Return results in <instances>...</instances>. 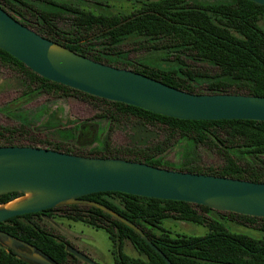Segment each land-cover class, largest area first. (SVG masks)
Listing matches in <instances>:
<instances>
[{
	"label": "trees",
	"instance_id": "trees-1",
	"mask_svg": "<svg viewBox=\"0 0 264 264\" xmlns=\"http://www.w3.org/2000/svg\"><path fill=\"white\" fill-rule=\"evenodd\" d=\"M76 14L77 26L85 30L100 32L111 43L118 42L128 34L145 35L154 40L147 47L174 48L188 51L198 60L214 65L219 71L214 76L193 72L184 67L180 55H174L178 64L172 68L144 65L133 71L146 74L179 89L203 93L196 85L202 84L197 77H211L214 82L207 84V93H240L264 96V29L258 21L264 16V5L251 0H146L142 7L145 12H134L126 17L95 15L68 7ZM47 19L46 17H44ZM55 33L54 28H51ZM45 37L83 55L101 61L93 54L81 49L76 43H61L50 33L35 29ZM96 32V33H97ZM179 52V53H181ZM0 64L18 72L24 79V93L40 91L53 96H75L102 107L99 115L111 123L135 119L141 125L160 126L166 132L164 145H155L147 150L114 148L109 138L105 139L101 151L91 154L97 157H118L145 162L154 166L162 165L152 154L163 150L177 136L195 144L215 148L222 156L217 167H199L186 163L179 170L213 174L217 176L264 182V166L241 165L236 162L232 149L237 148L255 155H264V121L250 119L196 120L181 119L158 114L139 106L120 101L108 100L38 75L23 62L0 48ZM196 81V82H195ZM200 83V84H199ZM96 136L94 124L86 123L80 131L78 143H87ZM40 140L31 130L21 127L0 125V145L41 146ZM49 147V145L47 146ZM63 152L89 156L83 152L65 148L59 144L51 147ZM264 164V160H262ZM20 195L18 192L0 194V203ZM94 201L111 209L137 226L169 259L172 264H264V240L244 233L230 231L217 218H209L205 212L209 206L183 200L160 199L120 191H100L80 197ZM73 213L68 217L81 220L95 227L103 228L114 244L113 252L117 264H167L133 228L114 218L103 209L87 205L80 210L78 204L68 205ZM53 209V208H52ZM239 218L243 223L256 225L264 230V217L225 211ZM49 214L50 209L35 213L15 215L0 222V229L22 239L46 254L56 264H77L78 258L66 249L63 238L50 232L33 218ZM174 217L204 225L203 235L175 234L161 224L166 218ZM158 229L160 233H157ZM128 241L138 252L134 257L122 249ZM0 264H32L19 258L11 249L0 245Z\"/></svg>",
	"mask_w": 264,
	"mask_h": 264
},
{
	"label": "water",
	"instance_id": "water-1",
	"mask_svg": "<svg viewBox=\"0 0 264 264\" xmlns=\"http://www.w3.org/2000/svg\"><path fill=\"white\" fill-rule=\"evenodd\" d=\"M251 1L264 5V0ZM54 45L62 51H53ZM0 48L49 80L158 114L196 120L264 121V96L192 93L146 74L105 64L44 37L1 6ZM100 191L183 200L212 209L264 217V182L168 169L126 158L73 154L41 146L0 145V194L18 192L17 197H20L26 192L33 193L19 206L0 207V222L65 202L81 201L103 209L133 228L167 264H172L133 223L102 204L79 199ZM0 245L32 264H56L34 245L1 229ZM66 248L78 258L97 264L74 247L66 245Z\"/></svg>",
	"mask_w": 264,
	"mask_h": 264
},
{
	"label": "rangeland",
	"instance_id": "rangeland-1",
	"mask_svg": "<svg viewBox=\"0 0 264 264\" xmlns=\"http://www.w3.org/2000/svg\"><path fill=\"white\" fill-rule=\"evenodd\" d=\"M34 3L45 9H56L49 6L41 0H33ZM76 8L91 10L94 13L111 14L116 12H126L134 6L139 5L138 0H57ZM200 2H215L216 0H198ZM23 8V7H22ZM60 11V9H56ZM21 18L30 22L34 29L42 32L54 34L51 28L46 25L36 24L34 18L27 12H21ZM76 14L71 11L54 12L50 21L56 26V33L59 40L71 36L85 38L84 50L89 54H96L101 50L105 52L114 51L118 59L110 60L115 66L132 69L144 65L158 66L162 68H172L178 62L174 55H180L185 66L193 72L205 73L214 76L218 69L209 62L198 60L188 51H179L177 49L153 50L139 48V44L144 42L143 38L126 37L115 48L103 49L102 42L106 40L102 35L94 36L93 31L85 30L77 26L75 21ZM259 25L264 29V16L259 20ZM96 39V40H94ZM196 80H202V84L195 85L207 93V84L214 82L211 77H197ZM196 82V81H195ZM200 84V83H199ZM25 83L23 77L13 69L0 65V125L4 127H21L32 131V135L40 140L41 147L49 148L53 144H59L65 148L83 152L91 156L102 150L105 139L109 138L110 145L114 148H130L134 150H147L155 145H164L166 132L160 126L141 125L135 119L124 120L111 126L109 120L99 115L101 106L95 103L81 99L75 96H53L40 91L33 93H24ZM86 123L94 124L96 136L87 143H78L80 131ZM233 156L241 165L251 164L253 166H264L262 160L264 155H255L244 152L240 149H232ZM152 154L160 161L162 165L179 170L186 163L199 167H217L222 164V156L215 149L205 144H195L194 142L176 137L163 150L154 151ZM94 156V155H93ZM165 168V167H164ZM183 171V170H182ZM70 204H78L80 210L89 205L81 201L72 203H62L53 207L49 214L34 216V220L40 225L45 226L55 235L66 238L71 245H76L81 249L91 253L92 258L98 264H116L115 254L113 252L112 242L108 233L85 221H74L68 217L73 210L68 207ZM204 215L209 218H217L225 223L227 228L236 233H244L256 239L264 240V230L256 225L243 223L239 218L230 216L224 210L212 209L205 212ZM161 226L170 231L171 236L175 234L185 235H203L207 232L204 225L191 221L166 218ZM154 230L160 233L158 229ZM123 251L130 256H139L133 246L123 242ZM80 264H90L80 262Z\"/></svg>",
	"mask_w": 264,
	"mask_h": 264
},
{
	"label": "flooded vegetation",
	"instance_id": "flooded-vegetation-1",
	"mask_svg": "<svg viewBox=\"0 0 264 264\" xmlns=\"http://www.w3.org/2000/svg\"><path fill=\"white\" fill-rule=\"evenodd\" d=\"M45 3H47L49 6H53L55 7L56 9H60V11H56V9H45V8H42L38 5H36L34 3L33 0H0V6L6 10L11 16H13L15 19H17L19 22H21L22 24H24L25 26L33 29L34 27H32V25H30V22L26 21L24 18H21V12H27L29 16L33 17L34 18V22L36 24H40V25H46L49 28H54V31L55 33L54 34H49L51 35L52 38H55L56 40H58L59 42L61 43H76V45H78V47H80L81 49H84L85 46L84 44V41L85 38H81L79 36H71V37H68L66 39H63V40H59L57 37L58 35L56 34L58 32V30H56V26H54V24L51 23L50 21V17L52 16V14L55 12H65V11H68V7H72L71 5H68V4H65L63 2H60V1H57V0H41ZM139 2V5H136L134 6L131 10L129 11H126V12H116V13H111V14H104V13H94L93 11L91 10H87V9H83V8H80V10H84V11H87V12H90L92 14H95V15H104V16H110V17H114V16H118V17H126V16H129L131 15L132 13L134 12H145L144 9H142V7L144 6V4L146 3V0H138ZM23 7V8H22ZM79 9V8H78ZM44 17H46L47 19H45ZM259 22V21H258ZM259 24V23H258ZM84 29V28H83ZM36 31V30H35ZM99 30H97L95 28V31L93 33L94 36H99L100 35V32H97ZM37 32V31H36ZM97 32V33H96ZM40 34V33H39ZM42 35V34H41ZM44 36V35H43ZM137 37V38H143L144 42L142 44H139V48H146V49H153V50H161V49H164V48H154V47H147L148 44L152 43L154 40H150L148 39L145 35H139V34H128V35H124L122 36V38L118 41V42H115V43H111L109 42L108 40H106L105 38V42H102V46L104 47L103 49H114L116 45H118L124 38L126 37ZM45 37V36H44ZM46 38H49V37H46ZM51 39V38H49ZM52 40V39H51ZM96 40V39H94ZM60 44V43H59ZM94 56H96L97 58L101 59L100 62H103L105 64H109V65H112V66H115L112 62H110V60H116L118 59V55L114 52V51H111V52H105V50H101L100 52L94 54ZM175 57V56H174ZM1 65V64H0ZM117 67V66H116ZM121 68V67H120ZM132 70V69H131ZM15 71V70H14ZM49 148V147H47ZM53 149V148H52ZM60 151V150H59ZM53 208V207H52ZM52 208H48L50 209V212L53 211ZM47 210V209H45ZM46 214V213H45ZM70 214V213H69ZM174 218V217H173ZM175 219H178V218H175ZM74 220V219H72ZM74 221H81V220H74ZM89 224V223H87ZM91 225V224H89ZM98 228V227H97ZM103 229V228H102ZM58 236V235H57ZM61 238H63L64 241H67V243H65V246L66 245H70L72 247H74L75 249H77L78 251H80L81 253L87 255L88 257H90L93 261H95L93 258H92V255L89 251L87 250H84V249H81L80 247L76 246V245H71L69 243V241L62 237V236H59ZM112 242V241H111ZM128 242V241H127ZM112 246H114V244L112 243ZM67 249V248H66ZM70 253V252H69ZM72 254V253H71ZM73 255V254H72ZM75 256V255H74ZM76 258H78L77 256H75ZM115 259V258H114ZM80 262H86L80 258H78V262L77 264H80ZM96 262V261H95ZM116 262V261H115ZM89 263V262H88ZM97 263V262H96ZM91 264V263H90ZM98 264V263H97ZM117 264V263H116Z\"/></svg>",
	"mask_w": 264,
	"mask_h": 264
},
{
	"label": "bare ground",
	"instance_id": "bare-ground-1",
	"mask_svg": "<svg viewBox=\"0 0 264 264\" xmlns=\"http://www.w3.org/2000/svg\"><path fill=\"white\" fill-rule=\"evenodd\" d=\"M52 50L53 51H62V49L57 46V45H54L52 47ZM33 196V193L32 192H26L24 195L20 196V197H17L5 204H1L0 207H16V206H19L20 204H22L24 201H26L27 199H29L30 197Z\"/></svg>",
	"mask_w": 264,
	"mask_h": 264
}]
</instances>
